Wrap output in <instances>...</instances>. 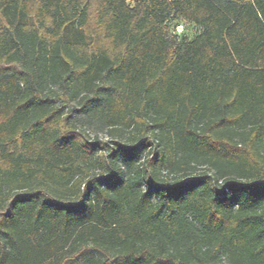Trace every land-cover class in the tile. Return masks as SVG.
<instances>
[{
  "label": "trees",
  "instance_id": "16d2710c",
  "mask_svg": "<svg viewBox=\"0 0 264 264\" xmlns=\"http://www.w3.org/2000/svg\"><path fill=\"white\" fill-rule=\"evenodd\" d=\"M0 264H264V0H0Z\"/></svg>",
  "mask_w": 264,
  "mask_h": 264
},
{
  "label": "rangeland",
  "instance_id": "374dc122",
  "mask_svg": "<svg viewBox=\"0 0 264 264\" xmlns=\"http://www.w3.org/2000/svg\"><path fill=\"white\" fill-rule=\"evenodd\" d=\"M169 23H170V28H172L175 23H183V22L180 20H172L171 19L169 21ZM183 24H184L183 25L184 30L181 28L180 31L183 30V32L185 33V39L190 40L198 32L199 28L192 25V24H189V23H183ZM178 26H180V25H178ZM180 31L177 30V32H180Z\"/></svg>",
  "mask_w": 264,
  "mask_h": 264
},
{
  "label": "built area",
  "instance_id": "2783aa9c",
  "mask_svg": "<svg viewBox=\"0 0 264 264\" xmlns=\"http://www.w3.org/2000/svg\"><path fill=\"white\" fill-rule=\"evenodd\" d=\"M182 28V26H177V30L180 31V29Z\"/></svg>",
  "mask_w": 264,
  "mask_h": 264
}]
</instances>
